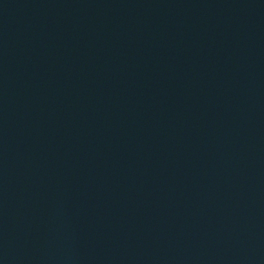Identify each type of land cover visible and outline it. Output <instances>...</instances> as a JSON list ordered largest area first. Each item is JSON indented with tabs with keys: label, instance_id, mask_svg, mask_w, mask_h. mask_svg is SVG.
I'll use <instances>...</instances> for the list:
<instances>
[{
	"label": "water",
	"instance_id": "1",
	"mask_svg": "<svg viewBox=\"0 0 264 264\" xmlns=\"http://www.w3.org/2000/svg\"><path fill=\"white\" fill-rule=\"evenodd\" d=\"M0 264H264V0H0Z\"/></svg>",
	"mask_w": 264,
	"mask_h": 264
}]
</instances>
